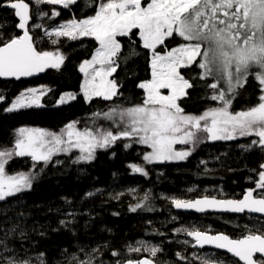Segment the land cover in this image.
<instances>
[{
    "label": "trees",
    "instance_id": "trees-1",
    "mask_svg": "<svg viewBox=\"0 0 264 264\" xmlns=\"http://www.w3.org/2000/svg\"><path fill=\"white\" fill-rule=\"evenodd\" d=\"M0 2L4 5L0 6V37L8 40L22 35L19 18L7 6L14 0ZM25 2L30 5L29 34L37 51L63 55L64 61L58 69L48 70L34 80H0V151H13L5 170L8 175L23 173L31 179V188L0 201V238H6L4 233L15 227V232L6 239L18 256L31 259L32 264H40L38 257L45 264H78L79 260L89 258L94 264H117V261L124 264L144 257L154 259L157 264H216L204 256L207 250L193 247L183 229L194 230L199 220H204L197 226L200 231L225 233L234 239L247 235L248 229L257 231L231 219L245 221L248 218L256 222L264 218L179 213L172 203L174 199L200 197L241 199L248 190L257 188L259 173L264 171L261 168L264 149L258 144L246 147L249 140L255 139L252 136L211 140L201 131L195 145H174L175 151L191 152L185 159L152 163L144 159L152 149L138 138H122L107 148H97L91 160L79 159L83 154L76 148L54 153L48 162L15 155V144L23 128L38 127L64 137L69 123H75L82 131H120L124 124L118 116L114 119L119 127L114 120L97 119L106 117L114 107L120 110L142 105L146 92L138 85L152 77L150 50L143 48L138 30L134 29L131 37H119L122 49L114 58L119 66L112 78L119 85L120 94L112 100L94 98L88 102L81 94L83 75L78 67L92 57L99 43L89 37L72 40L56 36L54 29L70 17L82 20L93 15L98 1L78 0L70 8L36 4L35 0ZM56 12L60 14L57 16ZM182 43H185L182 38L174 36L165 41L167 48L159 46L157 52L163 53ZM130 49L136 54L125 60ZM203 71L197 64L181 69L194 85L179 100L185 115L200 116L209 109L221 107L218 101L211 99L216 90L208 86L221 85V81L213 76L202 79ZM36 86L50 89L44 106L7 111L6 107L23 90ZM237 91L231 112L249 110L242 106L246 101L254 102L255 106L260 103L262 92L253 76ZM68 92L76 93V99L59 106V99ZM133 165L143 168L147 175L135 172ZM262 192L255 191L256 194ZM133 207L136 211L131 210ZM259 229L264 231V228ZM130 247H142V250L130 252ZM152 247L161 250L155 256L143 250ZM113 252L119 255L113 256ZM224 256L233 262L230 256Z\"/></svg>",
    "mask_w": 264,
    "mask_h": 264
},
{
    "label": "snow or ice",
    "instance_id": "snow-or-ice-1",
    "mask_svg": "<svg viewBox=\"0 0 264 264\" xmlns=\"http://www.w3.org/2000/svg\"><path fill=\"white\" fill-rule=\"evenodd\" d=\"M76 2L77 0H35L36 4L61 5L64 8ZM0 6H4L2 2ZM7 6L19 18L18 27L23 30V34L9 37L8 40L0 37V42L3 43L0 46V77L20 79L43 72L47 68L58 69L64 56L37 51L33 44L28 27L31 19L29 3L14 0ZM59 14L55 13L57 16ZM134 29L138 30L143 48L150 50L152 79L138 85L146 92L142 105L120 110L114 107L105 114L114 123V118L118 116L124 127L116 133L104 129L80 131L75 123H69L66 139L64 135L55 133L20 129L21 137L27 133V138L16 142L15 155L31 156L36 161L48 162L54 153L76 148L83 154L79 159L91 160L97 148H107L122 138H138L140 143L152 149L144 157L147 162L182 160L191 152L175 151L174 145H195L201 131L207 133L211 140H233L237 135L255 136L259 140H252L251 144H258L264 149V95L259 96L260 103L257 106L247 111H230L234 94L237 89L244 87L249 76L258 81L260 91L264 92V0H149L147 3L145 0H107L99 3L94 16L80 21L72 20L54 33L72 40L90 36L99 42L93 58L80 67L85 76L83 95L88 102L94 97L108 101L120 94L117 82L109 79L119 66L114 59L122 49L117 37H131ZM174 36L182 38L185 43L165 54L157 52L158 46L167 48L165 41ZM134 54V50L130 49L124 59L127 60ZM193 64L204 70L202 79L213 76L226 85L222 90L219 83L208 85L216 90L211 99L219 101L222 107L209 109L200 116L185 115L178 103L187 94V89L194 86L185 79L181 69ZM97 65L100 67L97 68ZM161 89H168L170 94H163ZM29 93L30 96L22 94L7 111L32 104L40 106L37 90L29 89ZM26 100L31 103H25ZM63 102L62 99L61 103ZM115 126L119 127V123H115ZM47 137L51 139H46ZM64 145L66 147H62ZM12 155L13 151H0V201L31 188L29 175L21 173L12 176L6 173L5 165ZM132 167L135 172L147 175L143 168L135 165ZM261 168L264 169V164ZM258 187L264 189V171L259 173ZM172 203L178 209H194L197 212L213 208L234 213L247 211L264 214V198H254L251 190L242 200L205 197L194 201L174 199ZM136 207L131 210L136 211ZM182 231L193 238V247L204 248L205 245H211L230 253L237 258L232 264H264V231L260 229L256 232L248 229V234L238 239L224 234L210 235L195 229ZM14 232L15 227L6 231L4 236L7 238ZM24 235L22 232L21 237ZM6 238H0V264H32L31 259L18 256ZM141 250L142 247L129 248L130 252ZM143 250L155 256L161 249L152 247ZM112 255L118 256L119 253L113 252ZM38 259L40 264H45L42 258ZM78 264L94 262L89 258L79 260ZM117 264L120 262L117 261ZM127 264H153V261L144 259L128 261Z\"/></svg>",
    "mask_w": 264,
    "mask_h": 264
},
{
    "label": "rangeland",
    "instance_id": "rangeland-1",
    "mask_svg": "<svg viewBox=\"0 0 264 264\" xmlns=\"http://www.w3.org/2000/svg\"><path fill=\"white\" fill-rule=\"evenodd\" d=\"M78 1V0H77ZM98 1V7H97V9H96V11H98V9H99V3H103V2H107V0H97ZM147 2H149V0H145V3H147ZM61 6V5H60ZM72 5H70L68 8H70ZM96 13V12H95ZM95 13L93 14V15H91V16H89V17H87V18H85V19H88V18H91L92 16H94L95 15ZM30 16H31V10H30ZM72 20H76V19H73L72 17H70V18H68L67 20H64L63 22H62V24L59 26V27H57V28H55L54 29V32L55 31H57V30H60V28H61V26L62 25H65V24H69ZM83 20V19H82ZM30 21H31V19H30ZM30 21H29V23H30ZM77 21H80V20H77ZM86 37H89V38H93V37H90V36H86ZM79 38V37H78ZM117 39L119 40V37H117ZM99 43V42H98ZM180 46V45H179ZM159 47V46H158ZM157 47V48H158ZM178 47V46H177ZM99 48V44H98V46H97V48H96V50ZM96 50L94 51V53H93V55H92V57L88 60V61H90L92 58H93V56L95 55V53H96ZM169 50H171V49H169ZM168 51V50H167ZM166 53V51L165 52H163V53H160V54H165ZM199 59V58H198ZM84 63V62H83ZM83 63H81L80 65H79V67H78V69L80 70V67L83 65ZM194 65V64H193ZM97 68H99L100 67V65H97L96 66ZM81 72V71H80ZM82 73V72H81ZM114 74V73H113ZM113 74H112V76H110L109 77V79L110 80H113ZM82 75H83V82H82V85H81V94L83 95V85H84V80H85V76H84V73H82ZM183 75V74H182ZM151 79H152V77H151ZM150 79V80H151ZM186 79V78H185ZM150 80H148V81H150ZM148 81H146V82H148ZM146 82H144V83H146ZM226 87V85L224 84V82L221 80V85H220V88H221V90L222 89H224ZM29 89H36L37 90V93H36V95H38L39 96V105L40 106H44V98L50 93V89H48L46 86H36V87H33V88H28V89H26V90H23L10 104H9V106H7L6 108L8 109L9 107H11V104L12 103H14L22 94H28L29 96L31 95V93H29ZM238 90V89H237ZM187 91H188V89H187ZM161 92L163 93V94H165V95H168V94H170V91L168 90V89H161ZM187 95V94H186ZM185 95V96H186ZM262 95H264V92H262ZM69 97H74L73 99H69ZM76 97H77V94L76 93H64L62 96H61V98L59 99V101H58V105L59 106H63V105H66V104H69L70 102H72V101H74L75 99H76ZM83 97H84V95H83ZM85 98V97H84ZM94 98H99V97H94ZM93 98V99H94ZM183 98V97H182ZM64 100V102L63 103H61V100ZM181 99V98H180ZM179 99V100H180ZM85 100H86V98H85ZM179 100H178V103H179ZM25 103H31V101L30 100H26L25 101ZM221 107H222V104L218 101L217 102ZM32 107H39V106H36L35 104H32V106H29V107H22V108H18V109H16V110H14V111H19V110H22V109H28V108H32ZM98 121H103V122H105V121H107V120H109V119H107L106 117H99L98 119H97ZM23 129H28V130H41V129H39L38 127H32V128H23ZM79 130V129H78ZM42 131V130H41ZM80 131H82V130H80ZM48 133V132H47ZM58 135V134H57ZM238 137H243V136H239V135H237V138ZM252 137H255V136H252ZM27 138V133L25 134V136L24 137H21V135H20V137H19V140L20 139H26ZM65 139L67 138L66 136L64 137ZM244 138H246V136H244ZM46 139H51V137H47ZM240 139V138H239ZM252 140H259V138L258 137H255V139H252ZM252 140H249L248 141V145L246 146V147H249V148H252V147H254V145H252L251 144V141ZM51 145H49V147H50ZM15 152V151H14ZM24 157V156H23ZM263 170V169H262ZM256 190H259V191H264V189H260L259 187H257V188H255L254 189V191H256ZM257 195V197H260V198H264V192H262V193H258V194H256ZM232 221H234V222H237V223H241L242 222V225H244V226H247V227H252V228H254V229H259V228H264V220H261V221H256V222H250V220L248 219V218H246V219H244L245 221H243V219H231ZM203 222H204V220H199V224H203ZM250 222V223H249ZM207 222H205V224H206ZM224 255H227V254H224V253H220V252H217V251H213V250H208L207 252H206V258L208 259V261H212V262H214V263H216V264H221V262H223V264H230V260H226V258H225V256ZM233 259V258H232ZM233 260H235V259H233ZM231 264H232V262H231Z\"/></svg>",
    "mask_w": 264,
    "mask_h": 264
},
{
    "label": "water",
    "instance_id": "water-1",
    "mask_svg": "<svg viewBox=\"0 0 264 264\" xmlns=\"http://www.w3.org/2000/svg\"><path fill=\"white\" fill-rule=\"evenodd\" d=\"M34 44V43H33ZM3 46V45H2ZM37 50V49H36ZM53 68H47L45 69L43 72H40V73H36L32 76H27V77H21L20 79H16L15 77H0V80L1 81H4V82H9V81H30V80H34V79H37L39 77H42L48 70H51ZM253 191V190H251ZM248 192V191H247ZM247 192L243 195V197L241 199H219V198H216V197H207L209 199H216V200H242L244 198V196L247 194ZM253 196L254 198H257L259 199L260 197H256L255 196V192L253 191ZM202 198H205V197H200V198H197V199H202ZM197 199H193V200H185V201H194V200H197ZM175 211L176 212H179V213H191V214H197V215H207V214H217V215H232V216H236V217H243L245 215H248V216H258V217H264V214H260V213H250V212H243V213H234V212H229V211H223V210H216V209H213V208H208L206 211L204 212H197L195 211L194 209H178L176 208L175 206H173ZM210 234V233H208ZM217 234H224V235H227L225 233H217ZM217 234H210V235H217ZM229 236V235H227ZM230 237V236H229ZM189 239H191L194 244H195V241L193 240L192 237L188 236ZM232 238V237H230ZM233 239V238H232ZM193 244V245H194ZM195 248H198V249H208V250H216L218 252H221V253H225V254H228L229 256L232 257V255L230 253H226L225 250H221V249H215L213 246L211 245H205L204 248H200L199 246H196ZM234 258V257H232ZM144 259H149V260H152L153 261V264H157L153 259L149 258V257H144L142 259H139V260H129V261H140V260H144ZM234 259H237V258H234ZM128 262V261H127ZM127 262H125L124 264H127ZM241 264H243V262H239Z\"/></svg>",
    "mask_w": 264,
    "mask_h": 264
},
{
    "label": "bare ground",
    "instance_id": "bare-ground-1",
    "mask_svg": "<svg viewBox=\"0 0 264 264\" xmlns=\"http://www.w3.org/2000/svg\"><path fill=\"white\" fill-rule=\"evenodd\" d=\"M183 44V43H182ZM221 81V80H220ZM237 93V95L239 94L238 93V91L236 92ZM235 93V94H236ZM235 94H234V98H235ZM185 97V96H184ZM183 97V98H184ZM243 108H246V109H250V108H252V107H254L255 106V104H254V102H252V101H246L243 105ZM187 214H191V213H187ZM193 215H197V214H193ZM208 215V214H207ZM198 216H205V215H198ZM259 218H264V217H259ZM197 226H200V224L199 225H196L195 226V230H199L198 228H197ZM186 237H187V239H189L188 238V235H186ZM193 244H194V242L191 240V239H189ZM195 248V247H194ZM195 249H198V248H195ZM198 250H203V249H198ZM204 256L206 257V254H204ZM152 259V258H151ZM154 260V259H153ZM155 261V260H154ZM156 262V261H155ZM157 263V262H156Z\"/></svg>",
    "mask_w": 264,
    "mask_h": 264
},
{
    "label": "flooded vegetation",
    "instance_id": "flooded-vegetation-1",
    "mask_svg": "<svg viewBox=\"0 0 264 264\" xmlns=\"http://www.w3.org/2000/svg\"><path fill=\"white\" fill-rule=\"evenodd\" d=\"M250 190H253L254 191V189H250ZM249 191V190H248ZM255 192V191H254ZM255 196H257L256 195V193H255ZM243 197V196H242ZM226 216H232V215H226ZM236 217V216H235ZM256 217H258V216H256ZM228 235V234H227ZM231 237V236H230ZM242 238V237H241ZM234 239V238H233ZM204 250H207L208 251V249H204ZM213 251H216V250H213ZM218 252V251H217ZM221 253V252H220ZM225 254V253H224ZM228 255V254H227ZM229 256V255H228ZM231 257V256H230ZM232 258V257H231ZM234 259V258H233ZM236 260V259H235ZM241 264V263H240Z\"/></svg>",
    "mask_w": 264,
    "mask_h": 264
}]
</instances>
